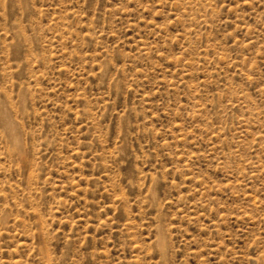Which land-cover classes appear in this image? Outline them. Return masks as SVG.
Masks as SVG:
<instances>
[{"label": "rangeland", "instance_id": "obj_1", "mask_svg": "<svg viewBox=\"0 0 264 264\" xmlns=\"http://www.w3.org/2000/svg\"><path fill=\"white\" fill-rule=\"evenodd\" d=\"M0 264H264V0H0Z\"/></svg>", "mask_w": 264, "mask_h": 264}]
</instances>
